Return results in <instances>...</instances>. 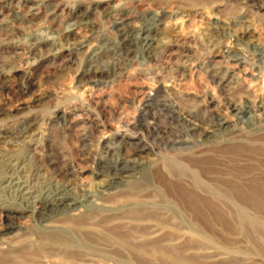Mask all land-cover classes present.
Returning a JSON list of instances; mask_svg holds the SVG:
<instances>
[{
  "label": "rangeland",
  "instance_id": "1",
  "mask_svg": "<svg viewBox=\"0 0 264 264\" xmlns=\"http://www.w3.org/2000/svg\"><path fill=\"white\" fill-rule=\"evenodd\" d=\"M157 20L150 56L122 44ZM75 22L83 47L60 36ZM263 58L264 0H0V176L25 164L39 196L52 178L128 177L102 210L52 224L97 251L42 242L19 217L0 264H264V124L217 127L245 103L264 114ZM15 190L0 203L23 208Z\"/></svg>",
  "mask_w": 264,
  "mask_h": 264
},
{
  "label": "bare ground",
  "instance_id": "2",
  "mask_svg": "<svg viewBox=\"0 0 264 264\" xmlns=\"http://www.w3.org/2000/svg\"><path fill=\"white\" fill-rule=\"evenodd\" d=\"M161 24L162 22L157 20L151 22L146 26H143L142 28L136 27L131 30H125V32L122 34V36L124 37H123V41L121 42L123 45L129 48L133 45L144 46L145 53L150 56L152 53L151 51L152 43L150 41L152 39L151 34H153L156 30H158V27ZM70 27H71L70 30L60 35L62 41H65V44L66 46L68 45V47L70 46L83 47L85 44L86 37L84 39L81 38L82 31L80 30V23L75 22ZM95 72L97 71H94V69H89L85 73L87 75H90L92 73L93 75V73ZM260 109L259 107L256 106V104L252 105L249 103H245V105H243L242 107L240 105L236 107H232L231 114L224 113L217 116V127L219 129H229L231 127L233 128L234 120L237 121L248 120L251 126H261L264 124V114L261 113ZM248 115L250 116L247 118ZM190 118H192L191 114H189L187 117H184L185 120L183 121L185 123H192L191 122L192 119ZM232 118H234V120ZM191 129L197 130L196 126L195 127L192 126ZM16 132L17 134H19V136L24 138L31 137L35 133L34 127L30 126L28 123H21L17 128ZM151 163L153 162H150L149 164ZM122 164L124 170L127 167H129L130 164L135 165V162L134 160L125 159ZM24 165L18 166V168L14 169L16 171L15 173L18 174L19 172L22 173V174L20 173L19 175L18 182H15L13 179L15 173L9 175L8 170L6 172L7 174L6 176H2V175L0 176V186L7 183L10 188H16L15 191L17 192V195L15 196V199L19 200L20 205H22L23 207V208L10 207L6 205V202L1 201L0 226L4 227V229L0 230V237L13 234V232L16 230L15 219L19 217L22 218L29 217L35 219L36 222L33 228V236L36 237V239L45 243L57 245L64 249L78 248V250L82 249L85 251L86 250H91L93 252L97 251V249H95L96 247L93 244L87 243V241L91 240L92 238L91 235L80 234L81 236L76 238L68 234L66 231L52 224L54 222L66 223V222L74 221V219H76L77 217L83 214V209H85L87 206L92 207L97 211L102 210L103 209L102 200L108 197L113 190L122 186V184L126 182V178L128 177L127 176H123V178L110 177L111 179L108 182L97 186L95 191L88 189L87 185H85L82 182L81 184L80 183L76 184L73 181L71 182L70 180H66V181L63 180L64 182L63 181L60 182L58 181L57 178H52L50 182L52 183V187L54 188L48 189L47 191L48 194H46L47 196H39V195H34L35 193L32 192L30 188H26V187L23 188V185L20 183L21 182L20 180L24 177L23 176L24 173L27 171L26 165L25 166ZM9 167L10 166L8 165V168ZM27 173L29 174L28 177L32 179L34 175L32 176L31 173L29 172ZM38 174L39 172L35 173V176ZM26 183L29 182L27 181ZM71 197H73V200H69ZM11 243H12L11 239H5V240L1 239L0 254L4 252L5 249L4 246L5 245L11 246L12 245ZM81 263L83 264L84 262ZM38 264H43V263L39 262Z\"/></svg>",
  "mask_w": 264,
  "mask_h": 264
}]
</instances>
